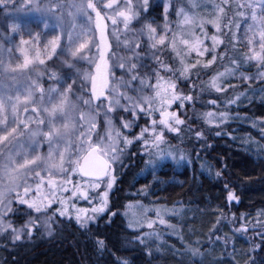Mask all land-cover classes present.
Masks as SVG:
<instances>
[{
    "label": "snow or ice",
    "instance_id": "1",
    "mask_svg": "<svg viewBox=\"0 0 264 264\" xmlns=\"http://www.w3.org/2000/svg\"><path fill=\"white\" fill-rule=\"evenodd\" d=\"M0 5L5 9L4 18L0 19V39L19 36L17 47L23 57L22 62L14 66L11 59L6 63L0 59V74L11 75L18 86L14 95L9 94L7 88L0 90V236H6L14 246L30 242L41 229L53 235L54 217L68 222L74 220L81 229L89 230L90 225L108 211V195L117 179L116 168L123 167L124 149L134 142L143 146L142 155L151 157L145 161L149 169H154L158 161L176 160L172 151L164 147L169 143L165 133L179 135L181 128L187 127L181 110L194 107L196 100L191 90L188 93L180 90L178 81L190 80L193 70L198 73L210 69L218 59L227 58L235 70H239L240 62L256 65V75L242 74L240 78L249 82L259 79L264 83V0H245L236 5L238 10L247 9L253 22L247 30L250 33L245 42L247 51L239 58H229L226 52L216 54L217 48L224 44L217 35L210 37L212 48L206 46L209 37L204 33V24L211 23L220 32L219 20L226 16V9H232L229 0L214 6L218 9L215 20H198L183 9L177 13L183 17L184 26H198L203 39L195 32L182 33L178 38L169 27L171 5L165 4L160 24L151 16L149 0H138L135 4L133 0H107L106 3L104 0H0ZM78 16L91 23L90 30L85 32L75 23H68ZM26 17H34V20ZM32 23L44 33L50 29L58 31L44 44L46 59L40 58V51L35 47L41 40V31H34ZM134 23L140 27L134 30ZM225 27L231 35V23ZM25 32L28 39L24 38ZM185 35L189 38H183ZM178 43L184 51L177 49ZM29 45L35 56L30 55ZM121 50L128 55L121 54ZM165 50L171 53L176 67L161 59ZM0 51L11 57L13 48L0 44ZM193 54L195 61L186 62ZM206 55H211V59L201 63ZM145 59L156 64L150 74L142 72L149 67L140 63ZM49 61L53 64L51 68L47 67ZM82 63L94 71L80 67ZM116 71L122 75L117 77ZM225 75L216 73L209 81L212 89L221 94L233 87L218 83ZM45 79L49 82L47 89L42 83ZM238 99L224 103L231 105ZM209 103L217 106L215 100ZM142 117L146 120L144 126L138 123ZM203 117L205 123L216 128L228 120L226 112L210 111ZM115 121L130 133L131 139L115 131ZM101 127L104 128L103 136ZM136 128L138 133L134 131ZM189 130L196 140L204 138L202 131ZM45 148L46 152H42ZM216 176L222 178L220 172ZM73 177H79V181ZM224 189L228 203L239 202L235 190L228 184ZM77 201H85L91 207H76ZM14 203L18 206L16 209ZM154 211L157 219L149 220L148 229H153L157 223L172 227L160 218V210ZM163 214L167 215V210ZM115 215L111 213L107 222L111 223ZM12 216L22 219L16 223L9 219ZM220 223L218 219L216 224ZM144 227L140 225L141 229ZM217 231L219 228L214 226L209 246L214 237L227 247L229 238L215 236ZM233 231L244 233L249 228L242 220L240 227ZM155 235L150 232L138 236L136 242L143 244L149 236ZM258 236L261 244L242 252L243 264H257L256 253L264 252V231ZM95 246L100 254L107 250L102 239L96 238ZM231 246L235 253V244ZM112 255L115 264H129L127 259ZM182 255H189L200 264L210 258V254L199 247H188ZM233 264L237 261L233 260ZM261 264H264V257H261Z\"/></svg>",
    "mask_w": 264,
    "mask_h": 264
},
{
    "label": "trees",
    "instance_id": "2",
    "mask_svg": "<svg viewBox=\"0 0 264 264\" xmlns=\"http://www.w3.org/2000/svg\"><path fill=\"white\" fill-rule=\"evenodd\" d=\"M183 87L188 88V84ZM218 95L215 93L212 97L222 101ZM243 111L250 115L264 116V104L254 101ZM138 123L144 126L146 120L142 117ZM139 144L124 151L123 167H119L120 178L111 194V209L90 225L89 230L81 229L75 221L62 220L61 228L53 227V235L49 236L46 231L40 230L30 242L22 245L14 246L3 236L0 240V264H115L113 253L116 257L127 259L129 264H200L199 260L182 254L187 252L188 247H199L205 251L209 247L214 226L219 228L215 236L229 238L228 246L217 242L219 245L214 253L204 259L203 264H233V260L243 264L242 252L261 244L258 233L264 231V223L259 228H254L251 225L253 222L246 223L249 231L244 233L234 232L233 229L240 227L243 215L248 219L257 211L264 213V158L224 146L220 138L215 140L208 158L210 163L212 161L217 164L214 169L220 170L222 178L204 174L198 176L197 165L191 171L188 167L176 169L171 164H165L145 176H138L145 167V156L140 152ZM135 153L137 157L133 163ZM225 184L235 190L239 197L238 203L226 201ZM134 190H146L151 199L159 203L182 201L191 208V218L181 225L182 241L171 239L169 244H162L154 250L127 244L134 232L126 227L120 210L123 203L130 199L125 193ZM113 212L116 215L108 223V217ZM57 219L54 217V220ZM218 219L221 220L219 225L216 224ZM96 238L104 240L107 245L103 254L96 250ZM214 239L211 238V244ZM233 243L235 253L231 246ZM261 257H264V252L256 253L257 264H261Z\"/></svg>",
    "mask_w": 264,
    "mask_h": 264
},
{
    "label": "rangeland",
    "instance_id": "3",
    "mask_svg": "<svg viewBox=\"0 0 264 264\" xmlns=\"http://www.w3.org/2000/svg\"><path fill=\"white\" fill-rule=\"evenodd\" d=\"M106 3L107 0H104ZM233 2V3H232ZM245 0H229V3L232 5V9H226V16H222L219 20L221 25V31L217 32L216 28L211 23L204 24V33L207 34L209 40L206 41V46L211 49L212 45L210 42V37L213 35H217L220 39L224 40V44L220 45L216 54L219 56L222 53H227L229 58H239L243 55L244 52L247 51L246 40L250 37V33L247 32L249 26L253 23L249 18V11L247 9L238 10L236 5L238 3H244ZM133 3H138V0H133ZM150 3V12L151 16L157 19V22L162 24L163 20L160 17L163 15V9L165 4H170L168 11V21L169 27L179 38L182 33L195 32L196 36H201V33L198 29V26H184L183 25V17L177 15L180 9H183L190 16H194L198 20L209 21L215 20V13L218 11L215 5H222L223 0H149ZM196 5L195 8L192 6ZM11 10L10 8L8 9ZM69 11H71L69 9ZM243 11V16L239 15V12ZM5 9L3 5H0V19L4 18ZM259 15V13H258ZM25 19L34 20V17H26ZM231 23L232 32L229 35L225 25L227 23ZM68 23H75L79 28H83L85 32L90 30L92 27L91 23L82 17H76L75 20L68 21ZM237 25L239 27L237 28ZM34 31H41V40L38 44H36V49L40 51V58L46 59L44 55V44L48 39H51L54 35L58 34V31L49 30L47 33H44L40 28H37L35 23L31 25ZM140 25L133 24L132 28L138 29ZM65 28H67V23L65 24ZM111 30V26L109 24V33ZM24 38L28 39L27 33L25 32ZM111 35L109 34V39H111ZM132 37L129 36V39ZM183 38L187 39L188 36H184ZM239 40V43H230V41ZM0 44H3L5 48L12 47L13 52L11 57H9L7 52L0 51V59L4 60L5 63L11 59L13 62V66L16 63L22 62V55L19 52V36H11L10 40L0 39ZM29 48V53L31 56H35V51L32 50V46H27ZM177 49L179 51H184L182 47L177 44ZM121 54L128 55V53L123 52L121 50ZM144 53H142L143 55ZM161 59L172 64L173 67H176L175 61L172 59V55L168 50H165L161 55ZM196 59L195 55L190 59H186V62H194ZM207 59H211V55H206L204 58H201V63L205 62ZM239 62V61H238ZM140 63L147 64L149 67L142 69V72H146L150 74V69L155 68L156 64L151 59H145ZM47 67H53V64L49 61L47 62ZM80 67L85 70L89 69L86 63H82ZM42 70V69H41ZM258 69L257 66L253 63H239V70H235L232 68V64L230 63V59H218L216 64H214L210 69L201 70L198 73L193 70L192 78L186 82L178 81L179 88L183 92L186 93L191 90V94L194 96L196 103L194 107H186L181 110L182 119L186 120L187 127H182L179 135L176 133H165V138L169 142L168 145L164 147L170 149L177 157L176 160L167 159L165 161H158L157 166L154 169H149L146 166L140 175L145 176L148 172H155L158 169L162 168L165 164H171L176 169H183L188 167L191 171L194 169V165L198 167V176L204 174L206 176H210L212 178L216 177V173L220 170L217 168V171L214 169L217 167L216 163H210V159L208 156L213 150L214 142L217 139L221 138V142L224 146L231 147L233 149H241L249 152L250 154L256 157L264 158V116L263 115H250L244 112V108L249 107L254 101L258 103L264 104V83H261L259 79L249 82L246 80H242L241 75L245 76H254L256 75ZM216 73H226L223 79L219 80L218 83L224 85H232L233 87L229 88L225 94H221L216 92L209 84L211 78L216 75ZM230 73V74H227ZM115 75L117 77L121 76L122 73L120 71H116ZM162 75H166L163 74ZM197 75L199 78H197ZM42 83L44 87L47 89L49 86V82L47 79L43 80ZM184 84H188V88L185 89L183 87ZM4 88L10 89L9 92L12 91L14 95L18 86L12 80L11 75H2L0 74V90ZM210 92H212L210 94ZM219 94L222 101L219 99H214L212 96L214 94ZM130 95H135V93H129ZM150 94V93H148ZM209 97V98H207ZM236 97H239L238 100L234 104L226 105L224 102L233 100ZM75 101V97L71 98ZM217 101V106L211 105L210 101ZM175 110V109H174ZM215 112L219 114L220 112H226L228 114L227 123L222 124L221 127H211L204 121L203 114L207 112ZM186 112L187 115H183ZM118 115H123V113H118ZM24 118V114L21 113V119ZM127 118V117H126ZM113 119H115L113 117ZM157 119L159 117L157 116ZM102 124V120H101ZM114 128L116 132H121L122 135L128 136L131 139V135L128 131H123L120 127L119 121H115ZM189 129H196L198 131H202L204 138L201 140H196L194 133ZM138 133L139 129L136 128L134 130ZM217 133H220L217 135ZM100 134L103 136L104 128H100ZM136 143L134 142L132 145L128 146L124 149V151H129ZM123 147V145H121ZM140 148V152H144V148L141 144L138 145ZM42 152H46V148L42 149ZM125 152L123 153L124 156ZM122 156V157H123ZM145 156V155H144ZM183 156L184 159H180ZM137 157V153L133 155L132 162L134 163L135 158ZM151 157L145 156L144 162L150 159ZM119 167L116 168L117 179L108 195V211L111 209V194L117 186V182L120 178L119 175ZM74 180L79 181V177H73ZM29 183H33L29 181ZM132 184L134 181L131 182ZM103 191V188H101ZM125 195L130 196V199H127L120 210L122 217L125 220L126 227L130 232H134V236L127 241V244L130 246H137L140 248H145L146 250H154L162 244H169V240L178 239L182 241L184 238L181 235V225L185 224L188 221L191 212V208L186 206L182 201H176L173 204L168 203H159L156 202L155 199H151L150 195L146 190H142L141 192L127 191ZM18 206L14 203L13 208L16 209ZM76 207L88 208L91 207L85 201H77ZM154 210H160L162 215L160 218H163L167 221V224H170L172 227L161 226L158 223L154 226L153 229H148L146 224L149 220H156L157 216ZM164 210H167L168 214L164 215ZM106 212V213H107ZM105 213V214H106ZM51 215V213H49ZM58 218V219H57ZM246 216H242L243 222L251 223L254 228H259L261 223H264V215H261L260 211H257L254 215H250L248 219H244ZM9 219L13 220L16 223H19L22 219L21 217L12 216ZM57 220L56 225H59L58 228H61V221L65 220L60 217H56ZM99 219V218H98ZM97 219V220H98ZM241 220V221H242ZM66 221V220H65ZM74 221V220H72ZM240 221V222H241ZM259 221V223H256ZM145 225L144 228H140V225ZM131 225V227L129 226ZM46 231L44 229H41ZM150 232H155L157 235L149 236V238L144 241L143 244L137 243V237L141 235L148 234ZM3 236H0V240ZM146 245V246H145ZM219 244L214 239V242L211 246L207 247L205 250L210 255L214 253V249ZM151 248V249H150Z\"/></svg>",
    "mask_w": 264,
    "mask_h": 264
},
{
    "label": "crops",
    "instance_id": "4",
    "mask_svg": "<svg viewBox=\"0 0 264 264\" xmlns=\"http://www.w3.org/2000/svg\"><path fill=\"white\" fill-rule=\"evenodd\" d=\"M10 90V89H9ZM9 94H12V91L11 92H9Z\"/></svg>",
    "mask_w": 264,
    "mask_h": 264
}]
</instances>
